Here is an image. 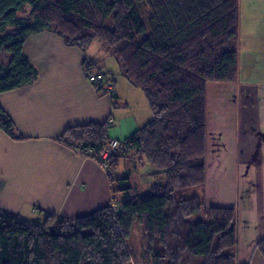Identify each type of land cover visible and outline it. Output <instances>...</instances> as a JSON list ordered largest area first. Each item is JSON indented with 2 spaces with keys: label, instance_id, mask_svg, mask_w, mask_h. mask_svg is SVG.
Returning <instances> with one entry per match:
<instances>
[{
  "label": "trees",
  "instance_id": "16d2710c",
  "mask_svg": "<svg viewBox=\"0 0 264 264\" xmlns=\"http://www.w3.org/2000/svg\"><path fill=\"white\" fill-rule=\"evenodd\" d=\"M240 4L0 0V56L11 55L7 64L0 62V95L37 81L38 69L24 45L29 37L51 31L81 51L94 42L113 50L122 76L144 93L152 114L151 122L118 141L120 149L106 161L99 153L112 141L109 122L63 132L58 140L103 168L113 188L111 202L78 218L28 219L0 211V264H237L235 208L207 207L201 196L182 194L205 186L207 86L239 76ZM82 65L89 81L94 73L114 81L96 61L85 59ZM0 130L14 141L27 139L1 105ZM128 159L150 164L163 182L140 195L130 185L135 164L119 176ZM3 185L0 179V191ZM136 226L139 248L128 243ZM258 249L264 256V242Z\"/></svg>",
  "mask_w": 264,
  "mask_h": 264
},
{
  "label": "crops",
  "instance_id": "0c3cea01",
  "mask_svg": "<svg viewBox=\"0 0 264 264\" xmlns=\"http://www.w3.org/2000/svg\"><path fill=\"white\" fill-rule=\"evenodd\" d=\"M240 3L238 79L206 89L200 196L207 207L235 208L237 264H264L258 249L264 242V0ZM24 47L39 75L35 83L0 95V105L27 138L14 141L0 130V208L28 219L87 216L111 202L112 185L99 164L58 138L74 126L109 122L110 139L123 141L151 120L128 109L130 98L121 95L110 72L114 95L93 87L82 65L88 59L100 68L89 53L93 46L81 51L45 31ZM128 162L122 161L120 173Z\"/></svg>",
  "mask_w": 264,
  "mask_h": 264
},
{
  "label": "rangeland",
  "instance_id": "374dc122",
  "mask_svg": "<svg viewBox=\"0 0 264 264\" xmlns=\"http://www.w3.org/2000/svg\"><path fill=\"white\" fill-rule=\"evenodd\" d=\"M243 1L245 3H247L250 0H243ZM112 22L113 21H111V20L109 21V23L107 25L109 28H112L111 27ZM89 51H90L89 53H90L91 59H96L97 61L100 62L99 66L101 69L99 68V71L103 72V73L110 72L115 78V84L117 85V83H118V86L124 90L123 92H120L121 95L125 96L127 99L130 98L129 99L130 103H129L128 109H131V111L134 114H136L137 117H139V118L146 116V117H148L147 118L148 120L149 119L152 120L151 119L152 114H151V111L149 108L147 97H145L144 93L141 90L137 89L135 86H133L129 82V80H127L124 76H122V66L119 64L117 57L113 53V50L103 46L101 43L94 42L93 47ZM10 56H11L10 54L3 52L0 56V62L3 64H7V62L10 60ZM94 74H96V73H94ZM97 74H99V73H97ZM107 76H109V75H107ZM109 77H111V76H109ZM113 82L111 81V86H112ZM113 89H114V87H113ZM116 97H117V95H116ZM124 109L127 110L126 108H124ZM101 159L102 158L100 157V160ZM107 159H109V157ZM107 159H103V160L106 161ZM133 162H128L126 164L127 165L126 169L132 170L133 167H135V165H136V169L134 168L132 170V178H131L130 185H131V187H134L136 192H138L140 195H143L144 193L149 192L150 189L152 188V185L155 184L156 181L163 182L164 179L158 178L157 176H154V177H148V180H149L148 183H150V184H147V185L144 184L143 185V183L145 182V175L150 173V171L153 168L151 167L150 164H147L146 162H143V165H140V163L137 160H134ZM146 166H147V168L150 169V171H149V169L144 168ZM125 173L126 172L123 170L119 174V176H122ZM182 196L185 199H189V198L195 197V196H200V187H191L188 190H186L182 194ZM0 211H3V210L0 208ZM136 228H137V226L132 231L133 233L128 240V243L133 248H135V247L139 248V246L141 244L140 243L141 236H140V233L137 231Z\"/></svg>",
  "mask_w": 264,
  "mask_h": 264
},
{
  "label": "built area",
  "instance_id": "2783aa9c",
  "mask_svg": "<svg viewBox=\"0 0 264 264\" xmlns=\"http://www.w3.org/2000/svg\"><path fill=\"white\" fill-rule=\"evenodd\" d=\"M90 77H91L90 83L92 85L103 86L104 88L109 89L111 92L113 91V87L111 86V81L109 79H105L100 74H94L91 75ZM108 144H109L108 147L102 150L101 153H99L102 159H107L109 155L114 153L116 150L120 149L122 145L118 141H114V140L110 141Z\"/></svg>",
  "mask_w": 264,
  "mask_h": 264
}]
</instances>
